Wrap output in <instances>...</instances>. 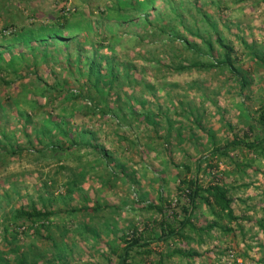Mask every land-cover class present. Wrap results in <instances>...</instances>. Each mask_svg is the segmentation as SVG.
<instances>
[{
	"label": "rangeland",
	"instance_id": "obj_1",
	"mask_svg": "<svg viewBox=\"0 0 264 264\" xmlns=\"http://www.w3.org/2000/svg\"><path fill=\"white\" fill-rule=\"evenodd\" d=\"M31 1L16 6L0 0V257L15 264L12 248L31 264H120L126 245L121 237L133 227L161 233L164 213L148 210V203L162 206L170 222L173 210L183 218L180 206L187 198L179 182L186 165L190 177L212 182L205 161L215 146L210 136L219 147L257 125L264 104V0H198L199 9L195 0ZM173 1L185 2L178 11L193 36L171 12ZM144 19L155 27L172 25L179 39L172 41ZM203 39L215 49L213 56ZM220 43L233 48L235 70L209 67L223 54ZM87 61L101 65L100 79H108L109 67L119 75L113 87L100 86L102 96L109 93L106 103L100 104L92 87L95 74L88 73ZM180 65L186 69H174ZM86 101L98 104L105 116L94 107L85 114ZM129 107L155 116L157 128L133 119ZM92 137L96 148L86 146ZM246 153L216 156L219 169L212 173L235 170L233 161L250 158ZM261 164L247 168L238 183L243 187L234 191L246 202L238 201L239 211L264 202ZM97 204L105 208L95 212ZM32 205L53 212L46 227L39 231L28 224L13 241L22 222L13 220V210ZM260 211L254 219L264 217ZM196 216L201 224L213 221L204 205ZM234 228L224 235L214 231L201 244L176 239L170 246L155 239L148 248L136 247L125 264H155L161 253L188 247L200 256L190 261L176 255L165 264L263 259L260 227L246 222L243 230ZM146 249L151 254L138 252Z\"/></svg>",
	"mask_w": 264,
	"mask_h": 264
},
{
	"label": "trees",
	"instance_id": "obj_2",
	"mask_svg": "<svg viewBox=\"0 0 264 264\" xmlns=\"http://www.w3.org/2000/svg\"><path fill=\"white\" fill-rule=\"evenodd\" d=\"M124 2V1H119ZM150 5H154L155 0H149ZM174 2V1H173ZM194 5L199 9L200 6L197 5L199 2L198 0L193 1ZM121 4V3H120ZM180 5L186 7V4L184 1L179 2ZM179 4L171 3L169 5V8L172 7L171 12H173L178 18H181V25H184V29L188 34L193 36L195 34V30L190 25H185L183 22V15L178 11ZM189 4V3H188ZM147 5V1H144L141 6ZM135 12H139L140 9H134ZM113 11V10H112ZM122 17V16H120ZM147 18L148 15H147ZM206 20V19H204ZM207 21L209 23V19L207 18ZM143 24L154 26L152 23V20L144 19ZM210 25V23H209ZM159 27L154 26L156 30H159L161 34H167L169 38H171L172 41H176L179 39L180 34L174 31V27L171 26H165ZM212 26V25H211ZM216 29V28H215ZM151 31V28H150ZM173 31V32H172ZM169 32V33H168ZM169 34V35H168ZM171 36V37H170ZM205 41V39H203ZM186 45L190 44V41L186 39L184 41ZM208 42V48L211 53V56H213V53L215 52V49L213 48L212 44ZM221 44V47L223 48V54L220 56H217V59L212 65H209L210 68L217 67L219 69H229V70H235L234 64L235 59L233 58V48L226 44ZM190 49V47H189ZM200 50V49H199ZM201 52V51H200ZM194 54L201 55L199 51L195 52ZM77 62L80 64L81 62V55H76ZM260 59V57H259ZM262 64H264V58L260 59ZM89 64V70L88 73L95 74L94 81L92 82V87L95 89L96 94L100 97V104L106 103L108 100L104 97L107 94H104L102 96V92L99 91L100 86L109 84V87H113L115 81L117 80V77L119 75L114 74V71L112 70L113 67H109L108 79H100V75L102 73V67L99 63H96L95 61H87ZM194 66H203L205 65H198L194 64ZM169 68V67H168ZM171 68V67H170ZM178 71H183L186 69L185 66H178L174 68ZM239 72V71H238ZM81 73H83L81 71ZM245 76H242L243 85H246ZM89 82V81H88ZM89 82V83H90ZM91 85V83H90ZM88 93L91 94L90 89H86ZM117 100H119V97H116ZM134 99V98H132ZM127 100V99H126ZM130 100V98L128 99ZM136 100V99H134ZM96 104V103H95ZM98 104L94 105V103H88L87 101L84 103V110L83 112L85 114H90L92 112L91 108L94 107L97 110L101 111L102 116H105L106 111H103V109L98 108ZM109 107V106H108ZM131 116L133 119H136V121H143L146 125H153L155 128H157V121L156 117L152 118V116L149 113H134V109L132 107H129ZM133 110V111H131ZM163 114V113H161ZM115 116V115H113ZM116 117V116H115ZM199 122V121H198ZM60 124H58L59 132L64 133L67 135L66 129H62L59 127ZM67 126V124H65ZM171 129V128H170ZM167 133H169V130H167ZM68 136V135H67ZM179 137H183L182 133L178 132ZM210 140L213 143L214 148L212 152L210 153L211 157H207L205 159L207 163V167L210 171V174H213L212 182L209 185H204L200 182L198 175H194L193 177L189 176V173H191L190 168L186 165L184 168L186 169V174L182 177V179L179 182V190L185 194V197L187 198V201L180 206L181 212L183 215L182 219H178V212L173 210L172 211V218L174 222H170L167 219L165 209L160 205H155L153 203H148L146 208L148 210H158L160 213H164L163 219L161 222L158 223V225L161 227V233H155V229H149L147 231H139L138 227H133V231L131 232L130 236L123 235L121 237V240L125 245L124 253L121 254V262L120 264H125L131 258V253L134 251V249L137 248H143V247H149L151 245V242L155 241L157 239L159 242H166L170 244L175 243V240H182V242L189 244L191 241H197L199 244L204 243V238H212V233L214 231H220L223 235L229 234V233H235L234 226L236 225L239 230H243V227L245 226V223L249 222L254 224H257L262 232L264 233V217L262 218H255L254 219V212L256 210H261L260 212L264 214V202L260 203L259 205H248L247 209L244 211H239L236 209V205L238 204V201L245 202L244 200L238 198L235 196V192L238 189H241L243 185H239V181L244 179L243 176H246L248 174L247 168H251V170L254 168V164L257 162H260L261 165L264 166V104H262L259 108V116L257 119V125H251L249 126V129L247 132L244 133L243 138L239 137L238 135H234V138L231 141L226 142V144L221 145L219 147L216 146V136H210ZM94 141H97L94 137L92 139L90 138L89 145L86 144L87 147H95L92 143ZM77 144V143H76ZM73 147H70L68 150H73ZM96 148V147H95ZM54 151L57 150V148H52ZM247 150L246 155H250V158L247 157L244 159H241L240 161H233L236 163L235 170L230 171H224L221 172L218 170V173H212V169H219L218 162H213L214 158L217 156L219 159L221 157H229L231 152H235L237 150ZM239 156V155H235ZM234 157V156H233ZM232 158V157H231ZM235 159V158H234ZM219 161V160H217ZM246 161H249L250 164L247 165ZM200 164V163H198ZM197 164V166H198ZM124 171V170H123ZM258 172V171H255ZM162 200V199H161ZM179 203V202H178ZM246 203V202H245ZM263 204V205H262ZM206 206L209 209L210 214L213 216V221H207L205 224L199 223V219L196 216L198 210L202 208V206ZM177 207L178 204H177ZM103 206H100V204H97L92 210L95 212H98L99 210H102ZM52 211H42L38 209L35 205H32L30 208L21 207L19 209L13 210L12 214L13 220L15 221H22L20 224L17 225L19 231L15 230V234L12 236V240L16 241L18 238L19 232H25L27 229V225L29 224L30 228H34L35 230H42L44 227H46V220L50 218L52 215ZM252 214V215H251ZM16 225V223L14 222ZM147 228V227H146ZM5 230L8 232V229L5 228ZM98 229L94 228L92 233L98 236ZM192 234V235H191ZM14 242H11L10 244H13ZM169 246V249H170ZM264 247V246H263ZM168 249V250H169ZM12 257L14 256L13 260L15 264H31L28 262V257L24 255V253L17 251V249H10ZM140 254H151L150 249H146V251H138ZM179 256L180 258H189L190 261L196 259L200 256V254L194 250L191 247H188L186 249H173L172 251H167V253H161L159 260L155 264H165V261L167 258H173L174 256ZM202 256V255H201ZM7 259H5V254L0 257V264H8ZM188 262L187 264H192L191 262ZM64 264H67L65 262ZM255 264H264V258L257 261Z\"/></svg>",
	"mask_w": 264,
	"mask_h": 264
},
{
	"label": "crops",
	"instance_id": "obj_3",
	"mask_svg": "<svg viewBox=\"0 0 264 264\" xmlns=\"http://www.w3.org/2000/svg\"><path fill=\"white\" fill-rule=\"evenodd\" d=\"M13 2V4L15 5L16 4V6H18V5H20V4H22L21 2L22 1H31V0H12ZM36 1V0H35ZM35 1H31L30 3H29V5L31 4V3H33L34 5H38V2H35ZM35 2V3H34ZM8 4H10V3H8ZM23 5V4H22Z\"/></svg>",
	"mask_w": 264,
	"mask_h": 264
}]
</instances>
